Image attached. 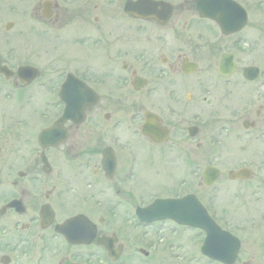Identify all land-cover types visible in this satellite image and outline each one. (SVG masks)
Instances as JSON below:
<instances>
[{
    "label": "flooded vegetation",
    "instance_id": "1",
    "mask_svg": "<svg viewBox=\"0 0 264 264\" xmlns=\"http://www.w3.org/2000/svg\"><path fill=\"white\" fill-rule=\"evenodd\" d=\"M0 68V264H183L187 194L264 264V0H0Z\"/></svg>",
    "mask_w": 264,
    "mask_h": 264
},
{
    "label": "water",
    "instance_id": "2",
    "mask_svg": "<svg viewBox=\"0 0 264 264\" xmlns=\"http://www.w3.org/2000/svg\"><path fill=\"white\" fill-rule=\"evenodd\" d=\"M151 220L173 219L179 224L201 228L206 232L202 253L212 260L230 264L237 250V242L223 233L204 214L195 201L186 197L178 201H157L143 211Z\"/></svg>",
    "mask_w": 264,
    "mask_h": 264
},
{
    "label": "rangeland",
    "instance_id": "3",
    "mask_svg": "<svg viewBox=\"0 0 264 264\" xmlns=\"http://www.w3.org/2000/svg\"><path fill=\"white\" fill-rule=\"evenodd\" d=\"M66 46V45H64ZM40 70H43L45 72L46 68L42 67L39 68ZM3 106L7 109L11 108L10 105L6 104V102H2ZM182 123L180 125V128L182 129L181 135L183 134V116ZM186 123L184 124V128L186 125L191 124L192 121L191 116H186ZM196 148L193 145H188L187 148V155L189 157L188 163L183 162V177L184 178H190L194 177V175H190L189 172H196L197 165L195 164L196 159L198 157ZM157 159H151L148 158L150 161H153L155 164L150 165L145 159H141V168L140 171L144 173V176L146 177V192L147 194H159L163 195L165 191L161 190V186L164 184H167L170 182V176H167L166 174L162 173V170H159L158 173L156 172V168H161L164 165V162H162L163 157L160 156L159 151H156ZM184 155V154H183ZM193 162V163H192ZM186 185V184H185ZM230 224L227 229H230L231 231L235 232L237 235V230H240L239 226H242L240 221L237 218L234 220L230 219ZM244 241V240H242ZM201 237L198 235L197 231H191L187 230L186 228H183V264H212L205 258H203L199 253V248L201 245ZM246 242V241H245ZM254 245L248 244L247 249L245 251H252ZM179 252V250H177Z\"/></svg>",
    "mask_w": 264,
    "mask_h": 264
}]
</instances>
